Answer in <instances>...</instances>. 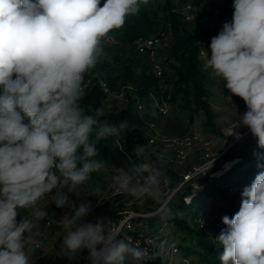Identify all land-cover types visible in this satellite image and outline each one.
<instances>
[{
    "label": "clouds",
    "instance_id": "obj_1",
    "mask_svg": "<svg viewBox=\"0 0 264 264\" xmlns=\"http://www.w3.org/2000/svg\"><path fill=\"white\" fill-rule=\"evenodd\" d=\"M148 4L0 0V264H32L39 222L48 214L45 208L36 209L18 222L17 209H35L54 189L51 201L74 209V215L58 222L64 229L61 252L69 259L83 250L90 264L152 258L111 222H84L91 203L77 206L68 195L105 168L96 144L109 137L119 144L129 128L128 121H101L103 108L87 114L81 101L87 94L85 77L93 74L102 55L101 41ZM233 9L232 21L211 38L210 58L207 50L200 54L205 68L247 106L233 127H247L264 149V0H234ZM232 129L230 134L240 138ZM135 151L145 162L119 169L113 178L117 190L136 199L159 200L166 183L164 156L156 154L148 162L149 145H137ZM257 167L264 169V164ZM222 223L226 227L216 238L224 248L222 264H264V170L244 187L239 211L222 217Z\"/></svg>",
    "mask_w": 264,
    "mask_h": 264
},
{
    "label": "rangeland",
    "instance_id": "obj_2",
    "mask_svg": "<svg viewBox=\"0 0 264 264\" xmlns=\"http://www.w3.org/2000/svg\"><path fill=\"white\" fill-rule=\"evenodd\" d=\"M188 3L192 4L194 7L195 16V19L189 22L185 21L183 16L184 6ZM233 3L234 0H219L218 3L209 2L207 0H149L148 5H142L140 12L136 15L126 17V21L139 23L142 22L144 16H148V18L152 20L153 26L151 31L146 34H155L158 30L170 28L166 17L167 10L170 7L174 12L181 16L184 25L190 30V35L193 36L198 48L199 42L202 41H207L210 45L211 38L218 35L222 30L223 24L225 23V16L231 11V9H233ZM213 7H217V13L213 11ZM222 8L227 9V11H223ZM154 10H157V16H154ZM169 30L172 37V31L171 29ZM109 34L113 36L114 40L110 44H107L105 39L101 41L103 52L98 58L100 65L104 62L108 63L107 71L101 69L100 65H96L93 74L86 75V78H90L92 82H95V79L98 81L103 80L110 84L113 90H123L125 97L123 100L113 98L106 101L99 84H97L96 89L100 97L99 108H103L102 116L111 117L120 122L128 121V118H131L130 131L132 134H135L134 136L142 139V141L158 134L169 137L177 136L176 134H166L163 132L165 124H174L175 128H177L176 126H180L185 130V134L193 131H201L209 141L208 146H194L183 162L165 164L163 169L165 177L170 180H172L175 175L180 177L193 164L204 161L206 154L213 156L215 153L222 152L228 145L229 148L233 145L242 144L245 139L250 136L251 132L247 127H233L239 122L240 116L247 111L245 102L242 98L231 94L230 91L224 87V81L216 76L212 69L205 68V58L201 55L200 58L203 61V67L207 75V79L203 83V94L201 97L209 106V111L207 113L194 103L187 106L182 99H174L176 92L175 86L170 80L173 73L171 61L166 65L165 73V85L169 89L171 96L170 111L165 115L160 114L157 109L151 105V100L149 96H147L140 99L142 104L140 109L141 116L139 117L135 115L136 107L134 103L137 99L136 89L131 80L135 75L150 71L148 59L145 56L135 53L133 48V40L135 37L131 38L132 36L128 34L120 38L114 35L111 31ZM210 56L211 54L209 55V58ZM105 75H108L109 78H106ZM94 89L93 85L88 88L87 94L81 101V105L86 109L92 108ZM229 97H231V99ZM131 100H135L132 107L129 106ZM135 116H137V118ZM231 129L232 131L239 130L245 134L238 139H234L232 134H229ZM150 149L152 150V155L148 158V162H154L156 160L157 148L154 145L153 148L150 147ZM97 150L98 158L104 160L106 166H110L109 170L93 172L90 175L89 180L80 186L78 193H68L69 198L77 206L84 202L91 203L92 211L85 218L84 222L95 223L98 219L113 222V220L119 219L121 216H127L129 213L139 214L150 212L154 210L158 204L164 201L173 191L174 185L171 184L170 181L167 186L164 185V183L161 185L162 195L159 200L152 198L136 199L126 193L118 191L113 178L119 174V171H114V167L127 169L131 167L130 160L134 162L135 166H139V164L145 162L144 158L138 156L133 148L131 149V153L125 151L124 145L120 142L118 144L115 141L102 142ZM239 175V179L229 177L226 182L233 181L247 186L248 183L246 182L250 175H248L246 170L240 171ZM202 181L203 178H200L199 182L201 183ZM196 187L188 185L177 190L172 195L171 201L179 196H185V192H193ZM55 191L56 190L54 189L53 192L49 194V197L47 198L48 200H40L35 206V209H17L19 212L17 216L18 222L29 217V215L36 209L45 208V211L48 214L47 219L39 222L40 235L39 237H36V243L33 245L36 249L31 258V262L32 264H36L38 259L45 255H49L51 256V259L45 264H87V250L79 252L77 256L71 259L61 252L64 229L62 224L58 222L62 220L65 215H74V209L68 206L58 208L51 201V195H54ZM65 191L67 190L65 189ZM93 196H95L94 200L91 199ZM197 196H200L198 202L195 201L190 206L183 205L179 207V210L182 212L195 210L196 208L201 210L204 202V193H197ZM228 196L234 206H240L241 198H239L238 195ZM174 203H177V200H175ZM49 219L53 221L50 225L48 224ZM130 220L132 225L140 224L142 222L139 218L136 220ZM147 221L149 223V231L154 232L158 229L159 223H156L154 218H149ZM189 225L191 228L196 229L193 222H189ZM168 229H172L178 238L180 253L176 258L177 260L185 256V252L189 255L191 264H200L201 258L204 260L203 253L199 252L201 250L200 246L193 241L188 231L180 229L177 226L171 228L168 227ZM208 232L210 234H204L205 238L212 248L215 251H218L220 249L219 242H217L214 237H211L214 232L212 224L208 225ZM129 257L131 256H128L125 260L129 259ZM229 264H231V261Z\"/></svg>",
    "mask_w": 264,
    "mask_h": 264
},
{
    "label": "built area",
    "instance_id": "obj_3",
    "mask_svg": "<svg viewBox=\"0 0 264 264\" xmlns=\"http://www.w3.org/2000/svg\"><path fill=\"white\" fill-rule=\"evenodd\" d=\"M209 2L218 3L219 0H207ZM213 11L215 13L218 12L217 7H213ZM234 9H231L230 12L225 16V22H231L233 18ZM184 20L189 22L195 19L194 16V7L192 4L188 3L184 6ZM170 28H165L158 30L155 34L149 35H138L133 40V48L136 54L145 56L148 59V66L150 71L157 77L158 79V90H152L148 93L151 100V105L157 109V111L165 115L170 111L171 108V96L169 89L165 85L164 76L166 71V61L168 57L167 49L170 45L171 33ZM107 44L113 42V36L108 34L107 37L104 38ZM210 45L207 41L199 42L198 51L200 54V50H207L210 55ZM201 55V54H200ZM202 56V55H201ZM85 83L87 85V89L93 85V82L90 78H86ZM98 84L101 88V92L106 101L111 100L113 98L122 99L125 97V93L123 90H113L111 86L103 81L99 80ZM86 89V90H87ZM137 98V97H136ZM141 98H137L135 101L136 112L138 116H141ZM233 133L239 132L241 136L245 133L239 130L232 131ZM231 130L229 131V134ZM251 135V134H250ZM234 139H238L234 134H232ZM204 136V133L201 131H193L181 136H165V135H156L145 140L146 145L150 147L157 148V154H162L165 159V164L172 162H183L190 150L196 146H208L209 141ZM247 139V138H246ZM245 139V140H246ZM132 148L135 151L137 145H140L136 140L131 142ZM238 145H233L228 148V146L219 153H215L212 155L206 154V158L204 161L193 164L184 174L180 177L174 176L172 180L166 177V183L164 185H168L169 181L173 184V191L170 193L168 197L165 198L160 204L156 206V208L150 212L145 213H129L127 216H121L119 219L113 220L111 222V226L117 232H120L122 236H127L129 240L132 242L133 246L139 245L141 248L147 250L149 254L152 255L151 259H141L135 260L137 263L147 264L149 262H153L155 264H191V259L189 257L183 256L177 260V256L180 253V247L178 244V240L173 235L169 234L166 231V227L168 226L167 218L163 215L161 219V224L158 229L154 232L149 231V223L147 219L160 215L167 208L169 203L171 202V197L179 189H182L188 185H192L194 188L193 192L186 193L185 196L182 197L183 203L189 205L193 203L194 199L198 200L197 193L205 192L206 189L211 185L215 184L216 180L222 177L231 166L240 159V156H236L232 159H227L221 161L222 156L232 147H237ZM152 152V150L150 149ZM135 166V165H134ZM110 167V166H109ZM108 166L101 169L100 171H108ZM119 168L114 167V171H119ZM203 178V181L200 183L199 179ZM250 185V184H248ZM247 185V186H248ZM224 188V192L227 195H238L241 198V193L245 187V185L239 184H231L228 185L226 183H222ZM209 202L204 206L202 211H199L197 216L195 217L193 224H195L196 229L201 231L203 234L208 232V225L212 224L214 227V232L212 238L215 239L219 236L222 229L226 226L222 223V217L216 212L209 211L211 206V200L213 197L210 195L208 197ZM207 212V214H206ZM206 214V215H205ZM140 219V221L144 223L134 224L130 223V219ZM210 234V233H209ZM218 242V241H217ZM220 250H224L223 245L219 243ZM89 253L87 251V264H90ZM132 263V262H130ZM124 264H128L127 261H124Z\"/></svg>",
    "mask_w": 264,
    "mask_h": 264
},
{
    "label": "trees",
    "instance_id": "obj_4",
    "mask_svg": "<svg viewBox=\"0 0 264 264\" xmlns=\"http://www.w3.org/2000/svg\"><path fill=\"white\" fill-rule=\"evenodd\" d=\"M106 0H100V6ZM223 11H227V9L222 8ZM154 16H157V10H154ZM167 21L170 25V29L172 31V37L170 40V45L167 49L168 57L166 61V65H168L172 61V76L170 78L172 84L175 86L176 95L174 99H182L185 105L189 106L191 103L196 104L197 106L201 107L202 110L207 113L209 111V106L207 102L202 99L203 94V83L207 79L206 71L203 67V61L200 58V54L197 48V44L192 35H190V30L184 25L182 18L176 12H174L170 7L167 10ZM153 26V22L148 16H144L142 22H129L125 20V24L120 29H113L111 32L116 35L117 37H124L126 35L132 36L134 38L138 35H147V32H150ZM135 35V36H134ZM97 65H100L98 62ZM101 69L107 71L108 63L104 62L100 65ZM166 73V71H165ZM106 78H109L108 75H105ZM86 80V77H85ZM93 82L94 86V97H93V104L91 109H86L85 111L87 114H94L95 110L100 106V97L97 91V84L98 80L95 79ZM164 81L166 83V75L164 76ZM133 86L135 87L136 97L142 98L148 95V93L152 90H158V79L157 77L151 72L142 73L140 75L133 76L131 80ZM110 85V84H109ZM135 100H131L129 102V106L132 107V104ZM19 110V109H18ZM135 115L138 116L137 112ZM137 116H135L137 118ZM99 119L101 121H107L108 123H118L119 120L113 119L107 116H100ZM135 119V118H134ZM130 120L129 128L125 132L121 133L119 137V142L124 145L125 151H129L131 153L132 145L131 142L136 140L139 142L140 145H146L145 141H142L139 137L134 136L130 131ZM25 123H28L27 119L25 118ZM174 124H165L163 127V132L166 134H176L177 136L184 135L185 130L180 126H176ZM114 142L115 138L109 137L107 139H101L97 144L96 148L102 142ZM126 152V153H129ZM259 154V155H257ZM236 156H240V159L235 162L231 168L220 178L216 180L215 184H211L206 191L204 192V202L203 207L201 210L197 208L195 210H188L182 212L179 210L181 206H190L195 201H199V197L194 199L193 203L186 205L183 203L182 196L177 197L176 199L172 200L167 208L162 212L160 215H155L151 218L156 220V223L161 224L162 216L164 215L167 218L168 226L166 227V231L177 238L174 234L172 229H168V227H179L180 229L186 230L190 233L193 241L200 246V251L204 255V260L201 258L200 264H222L219 257L223 253V250H214L212 246L208 243L207 239L205 238L204 234L194 228H191L189 222H193L195 217L197 216L199 211L204 209V206L209 202L208 197L211 195L213 200H211V206L209 211L216 212L221 216L227 215L231 218L235 213L239 211V207H236L232 204L229 200L230 197L224 192V188L222 183H226L228 185L231 184H239L233 181H227L229 177H233L234 179L240 178V171L246 170L248 175V181L246 183L251 184L252 181L255 179L256 174L259 171L264 169L258 168V164H264V149L258 147L257 139L253 137L251 134L242 144L239 146H235L230 148L221 158V161L232 159ZM131 167L134 165V162L130 160ZM239 172V174H238ZM176 176V175H175ZM243 185V184H239ZM189 193V192H185ZM92 200L95 199V196L91 198ZM177 200V203L174 201ZM21 210V209H20ZM170 210V214L167 212ZM19 214V212H18ZM149 228V227H148ZM151 232V231H150ZM122 235V234H121ZM39 237V236H38ZM178 240V238H177ZM179 244V242H178ZM180 247V246H179ZM184 249V248H183ZM185 256L189 257L188 254L185 252ZM51 259V256L45 255L44 257L37 260L36 264H45L47 261ZM133 257H129V259L125 260L128 264H143L137 263ZM132 262V263H130ZM198 263V262H197ZM147 264H155L153 262H149Z\"/></svg>",
    "mask_w": 264,
    "mask_h": 264
},
{
    "label": "crops",
    "instance_id": "obj_5",
    "mask_svg": "<svg viewBox=\"0 0 264 264\" xmlns=\"http://www.w3.org/2000/svg\"><path fill=\"white\" fill-rule=\"evenodd\" d=\"M145 97H147V96H145Z\"/></svg>",
    "mask_w": 264,
    "mask_h": 264
}]
</instances>
